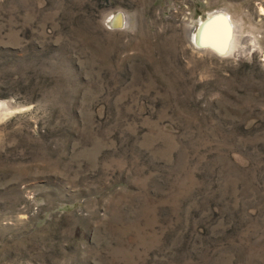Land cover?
I'll use <instances>...</instances> for the list:
<instances>
[{
  "label": "rangeland",
  "instance_id": "rangeland-1",
  "mask_svg": "<svg viewBox=\"0 0 264 264\" xmlns=\"http://www.w3.org/2000/svg\"><path fill=\"white\" fill-rule=\"evenodd\" d=\"M2 107L0 264H264V0H0Z\"/></svg>",
  "mask_w": 264,
  "mask_h": 264
},
{
  "label": "bare ground",
  "instance_id": "bare-ground-1",
  "mask_svg": "<svg viewBox=\"0 0 264 264\" xmlns=\"http://www.w3.org/2000/svg\"><path fill=\"white\" fill-rule=\"evenodd\" d=\"M110 23L113 26H120L122 19L115 16ZM234 39H236V28L233 21L228 16L218 13L209 18L200 19L191 37V42L196 49H209V51L225 56L229 54ZM2 108L0 117L6 113L3 110L8 111L4 107Z\"/></svg>",
  "mask_w": 264,
  "mask_h": 264
}]
</instances>
